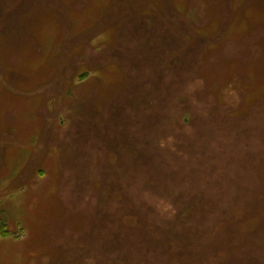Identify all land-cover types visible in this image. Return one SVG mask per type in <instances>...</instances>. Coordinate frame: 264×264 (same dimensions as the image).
<instances>
[{
  "label": "rangeland",
  "instance_id": "obj_1",
  "mask_svg": "<svg viewBox=\"0 0 264 264\" xmlns=\"http://www.w3.org/2000/svg\"><path fill=\"white\" fill-rule=\"evenodd\" d=\"M63 1L0 0V264H264V0Z\"/></svg>",
  "mask_w": 264,
  "mask_h": 264
},
{
  "label": "flooded vegetation",
  "instance_id": "obj_2",
  "mask_svg": "<svg viewBox=\"0 0 264 264\" xmlns=\"http://www.w3.org/2000/svg\"><path fill=\"white\" fill-rule=\"evenodd\" d=\"M61 1V0H60ZM138 1V4L136 5L135 4V7H134V10L137 12L138 11V9H139V7H140V4L141 3H143L145 0H137ZM158 2H163V4H162V8H164L165 9V5H166V0H158ZM170 2H171V0H168V4H169V6H170ZM62 8H63V10H65V9H67V7H66V5H65V2L62 0ZM160 10H161V8H160ZM28 23H26L24 26H20V27H17V29H20L21 30V28H25L24 30H26L27 29V27H28ZM61 92V91H60ZM50 169V168H49Z\"/></svg>",
  "mask_w": 264,
  "mask_h": 264
},
{
  "label": "trees",
  "instance_id": "obj_3",
  "mask_svg": "<svg viewBox=\"0 0 264 264\" xmlns=\"http://www.w3.org/2000/svg\"><path fill=\"white\" fill-rule=\"evenodd\" d=\"M4 234L6 235L7 233L5 232ZM6 236H8V235H6Z\"/></svg>",
  "mask_w": 264,
  "mask_h": 264
}]
</instances>
